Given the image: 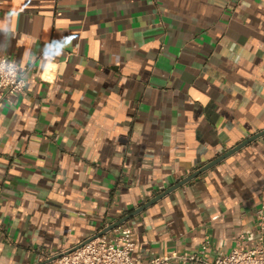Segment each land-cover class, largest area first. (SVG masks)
Listing matches in <instances>:
<instances>
[{
  "label": "crops",
  "instance_id": "obj_1",
  "mask_svg": "<svg viewBox=\"0 0 264 264\" xmlns=\"http://www.w3.org/2000/svg\"><path fill=\"white\" fill-rule=\"evenodd\" d=\"M2 1L27 87L0 90V264H51L264 130V0ZM262 202L264 135L122 225L142 261L212 259Z\"/></svg>",
  "mask_w": 264,
  "mask_h": 264
},
{
  "label": "built area",
  "instance_id": "obj_2",
  "mask_svg": "<svg viewBox=\"0 0 264 264\" xmlns=\"http://www.w3.org/2000/svg\"><path fill=\"white\" fill-rule=\"evenodd\" d=\"M3 4L0 0V5ZM26 87L27 80L20 73L16 60L0 55V90L8 96H16L25 94ZM256 216L257 235L254 238L248 240L240 235L230 251L218 253L212 259L205 256L210 243L206 239L197 252H173L142 261L133 256L132 229L121 224L70 252H60L61 255L51 260V264H170L172 260L190 264H264V202ZM60 253L47 255V258Z\"/></svg>",
  "mask_w": 264,
  "mask_h": 264
},
{
  "label": "water",
  "instance_id": "obj_3",
  "mask_svg": "<svg viewBox=\"0 0 264 264\" xmlns=\"http://www.w3.org/2000/svg\"><path fill=\"white\" fill-rule=\"evenodd\" d=\"M264 135V130H262L261 132H258L256 134H253L252 136H250L249 138H247L246 140H244L243 142L239 143L237 146L233 147L232 149H230L228 152H226L225 154L217 157L216 159H214L213 161L209 162L208 164H206L205 166H203L202 168H200L199 170H197L196 172H194L193 174L187 176L186 178H184L183 180L179 181L178 183H176L175 185H173L172 187H170L169 189L163 191L162 193L158 194L156 197L152 198L151 200H149L147 203L143 204L142 206H140L139 208L135 209L133 212H131L130 214L124 216L123 218H121L120 220L113 222L112 224H110L109 226H107L106 228H104L103 230H101L98 234H95L94 236H91L90 238L86 239L85 241H83L82 243L78 244L77 246L67 250V252H70L80 246H82L83 244L102 236L103 234L111 231L112 229H114L115 227H117L118 225H121L123 223H125L126 221H128L130 218H132L134 215H137L138 213L142 212L144 209H146L147 207H149L150 205H152L153 203L157 202L159 199H161L162 197H164L165 195H167L168 193H170L171 191L177 189L178 187L182 186L183 184H185L186 182L192 180L193 178L197 177L200 173H202L203 171L207 170L208 168L212 167L213 165L217 164L218 162H220L221 160H223L224 158L232 155L233 153H235L236 151H238L239 149H241L243 146H245L246 144L252 142L253 140L261 137ZM61 255L58 254L56 256H53L52 258H50L49 261L59 257Z\"/></svg>",
  "mask_w": 264,
  "mask_h": 264
}]
</instances>
